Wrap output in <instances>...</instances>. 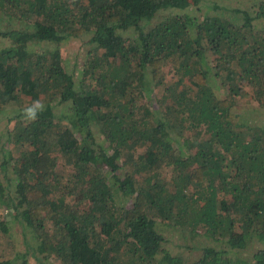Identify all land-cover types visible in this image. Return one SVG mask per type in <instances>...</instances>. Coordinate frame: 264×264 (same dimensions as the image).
<instances>
[{
	"label": "trees",
	"instance_id": "trees-1",
	"mask_svg": "<svg viewBox=\"0 0 264 264\" xmlns=\"http://www.w3.org/2000/svg\"><path fill=\"white\" fill-rule=\"evenodd\" d=\"M257 111L264 0H0V264H264Z\"/></svg>",
	"mask_w": 264,
	"mask_h": 264
},
{
	"label": "rangeland",
	"instance_id": "rangeland-1",
	"mask_svg": "<svg viewBox=\"0 0 264 264\" xmlns=\"http://www.w3.org/2000/svg\"><path fill=\"white\" fill-rule=\"evenodd\" d=\"M219 2H224L225 0H218ZM79 42L77 41H63L61 42L60 45L56 44L55 47L58 49L60 48V51H61V55L63 58L62 62L67 66L68 69H72L74 68L75 72L78 71V67L79 66H76L78 65L81 61L78 60L79 59V56H78V53L79 51L81 50L83 44L80 40H78ZM80 65V64H79ZM259 114V117L256 118V121L257 123H264V113L260 112V111H257ZM257 114V113H255ZM3 122L0 121V125H2ZM5 210L0 208V214H4ZM174 240L178 241L177 238H174ZM6 241L4 239H2L1 237V233H0V252H4L6 253L8 250L6 248ZM173 250L175 251H181L182 253L185 254V250L183 247H176V246H172Z\"/></svg>",
	"mask_w": 264,
	"mask_h": 264
},
{
	"label": "clouds",
	"instance_id": "clouds-1",
	"mask_svg": "<svg viewBox=\"0 0 264 264\" xmlns=\"http://www.w3.org/2000/svg\"><path fill=\"white\" fill-rule=\"evenodd\" d=\"M44 111V105L39 101H34L30 106L22 110L24 118L28 121H35L38 114Z\"/></svg>",
	"mask_w": 264,
	"mask_h": 264
}]
</instances>
